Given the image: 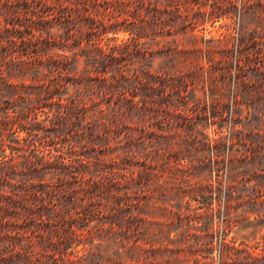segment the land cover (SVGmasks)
I'll return each instance as SVG.
<instances>
[{"label": "rangeland", "instance_id": "obj_1", "mask_svg": "<svg viewBox=\"0 0 264 264\" xmlns=\"http://www.w3.org/2000/svg\"><path fill=\"white\" fill-rule=\"evenodd\" d=\"M155 2L97 14L90 0H0L5 76L40 80L56 55L84 79L41 101L33 88L0 94V160L16 165L0 205L8 192L22 200L0 210V264H157L164 246L170 264H264V0H180L174 28ZM76 6L83 29L69 20ZM199 11L210 15L194 27ZM109 18L136 30L104 32ZM196 34L204 85L172 68L177 48L194 59ZM183 76L199 102L173 93ZM77 89L88 110L66 115L58 102L72 105ZM89 178L102 183L69 199Z\"/></svg>", "mask_w": 264, "mask_h": 264}, {"label": "trees", "instance_id": "obj_2", "mask_svg": "<svg viewBox=\"0 0 264 264\" xmlns=\"http://www.w3.org/2000/svg\"><path fill=\"white\" fill-rule=\"evenodd\" d=\"M86 2V1H85ZM91 2V6L95 9V11L97 12V14H105V12L102 9V6L105 4L108 7L110 5H112L115 9L118 10H122L125 9V5H126V0H90ZM112 3H117L116 5L111 4ZM150 3H153V0H150ZM171 4L175 5L176 10H173L170 8ZM155 7H156V11L163 13V11H165L168 14V21L166 23L167 26L169 27H177L178 26V18H180L181 20H184L183 15L180 14L181 8H182V4L180 2V0H169V3H163L161 0H156V2L154 3ZM121 8H119V7ZM123 7V8H122ZM125 7V8H124ZM75 10L78 12L77 16H75L73 9L72 11L69 13V17H71L69 20L71 22H74V25H79L81 27V29H83L86 24L85 23H79L84 17H83V11H81V7L76 6ZM163 10V11H162ZM84 11L86 12H91L89 6H85L84 7ZM188 11V10H187ZM216 10H213L210 12L211 15H213V13ZM170 14V15H169ZM208 12L205 11H199L198 15L196 17H194L192 19V23L194 25V27L196 25L201 24V20H199V17H205L207 15H210ZM86 19L88 18L86 14H84ZM189 16V14H188ZM199 16V17H198ZM92 21H95L92 17H91ZM109 21H103L102 22V26H103V30L104 32H113V33H117L120 30H128L130 32H133L132 30H136L135 28H127V27H123V28H114L113 26L117 23H114L111 21V19H108ZM188 20V19H186ZM70 22V23H71ZM256 22L262 26V28H264V14L262 16H260ZM135 24V22H134ZM87 27H89L87 25ZM91 29V32H93L92 28L89 27ZM94 34V33H92ZM226 41L225 37H218V38H213V39H208V40H203L204 43L207 44V48L208 50L217 47V46H221V44ZM193 44H194V49L191 51L193 52L195 55L194 59L191 58L189 59V56L191 55H187L188 57H181V53H183L182 49L177 48L175 55H174V63L172 68L175 69V73L178 71H182L181 69H184L187 73V75H192V78L195 81H199V83H202L203 85L208 83L207 79L204 76V65L201 63V59L203 54L205 53V50L200 46V42H199V35H194L193 37ZM200 53V55H199ZM192 56V55H191ZM67 57V56H64ZM48 61L51 62L49 69H47L44 65L43 69V73H40V80H36V81H28L26 80L25 82L21 83V84H16L14 82H12L10 80V78H8L7 76H5L4 73V69L0 70V94L1 95H7L8 96H27V94H29V91H27L28 89H32L34 90L35 94H36V99H39V101H41L42 99H44V95H47V97L49 96L50 98H53L58 92L59 94L62 92V88L63 86L68 85L67 82L72 79H74V77H79V79L81 81H84L83 79V74L80 71H77V74H73L71 75V72L68 71H64L66 68L68 69V67L66 66L67 61L64 59H62L61 56H56V55H50V57H48ZM16 65L19 67V70L21 73H25L26 71V66L28 65V63H26V61H22V62H18L16 63ZM3 66V65H2ZM90 73V70H86ZM52 74H56L55 76H53ZM52 75V77H51ZM91 75V73H90ZM51 77V78H50ZM183 77L179 78L181 79V82L179 84L180 88H175V91H173L174 94H176L177 98L182 100H186V98H190L193 101H198L197 98V94L195 89L194 90H190L188 88V86H184L183 84ZM48 79H51L50 82H48ZM72 82V81H71ZM83 83V82H82ZM198 83V84H199ZM211 87L217 86L215 83H211L210 84ZM216 93V89H212V94ZM77 98H73L72 101V105L69 104V101L64 103L62 102V100H59V106L61 108H65L66 109V115L75 113V112H80V111H87L88 110V106L86 104V102H84V100L82 99V91L81 89H77L75 92ZM192 94V95H191ZM13 97V98H14ZM48 97V98H49ZM55 99V98H54ZM95 99L92 97V101H94ZM199 102V101H198ZM185 104L188 105V102H186ZM122 105H125V103H123ZM176 106H180L175 105ZM123 107L119 108V111L122 110ZM237 108V107H236ZM239 108V107H238ZM238 108L236 109V111L238 112ZM117 109H115L114 111H116ZM104 118H107L108 115H105L103 112L101 114ZM187 119V118H185ZM233 122H235L233 120ZM5 123V122H4ZM25 139V138H23ZM2 144L0 145V157L4 158L5 156L1 154L2 151L5 150V148H1ZM7 163V160H0V180L4 179V182L6 184H11V179H13V177L10 175L11 172H14L16 169V165L12 164V165H8V164H4ZM46 165H48L49 167H52L53 165V161H50L49 159L45 160ZM66 166V163H62ZM63 168L67 169L66 167L63 166ZM69 170V169H67ZM38 178L40 179L39 181H42V177L44 175H37ZM68 178V177H67ZM66 178V180H67ZM74 179L77 180L79 177L76 175L73 177ZM113 182L116 185V178H113ZM88 184L85 185V183H80L81 185L79 187H76L75 189H73V193L71 195H69V199L73 200L75 194L77 193H82L81 197L86 199L88 196L86 195L85 192L90 191V187L92 189H97L98 186L102 183V181H95L93 180V178H89L87 179ZM90 184V185H89ZM8 192V191H7ZM186 193V192H185ZM43 198V197H41ZM3 199L6 201L4 204L0 205V210L3 211H9L10 207L12 205H17L18 203H20V198L15 197L13 194H9L8 193H4L3 194ZM25 199V198H23ZM20 201V202H19ZM43 205H45V201L44 199L42 200ZM28 208H30L29 206H26ZM172 211V210H170ZM2 212V211H0ZM173 212V211H172ZM60 214V213H58ZM78 216H81L82 213L80 211L77 212ZM179 218H183L182 213H179ZM0 216L3 217L2 214H0ZM61 221L62 219H65L64 215L60 214ZM172 218V217H170ZM174 218H172L170 221L174 222ZM182 220V219H181ZM15 236V235H13ZM236 249H239L238 247L235 246ZM248 249V248H247ZM160 251V253L162 254V259L163 262L159 263L157 262V264H170L171 260L173 259V256H169V249H167L165 246L161 249H158ZM248 252L250 255H253V252L249 251ZM175 260V257L174 259Z\"/></svg>", "mask_w": 264, "mask_h": 264}]
</instances>
